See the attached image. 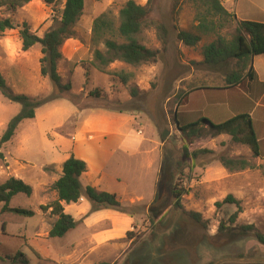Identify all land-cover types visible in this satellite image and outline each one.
Listing matches in <instances>:
<instances>
[{
	"label": "rangeland",
	"instance_id": "obj_1",
	"mask_svg": "<svg viewBox=\"0 0 264 264\" xmlns=\"http://www.w3.org/2000/svg\"><path fill=\"white\" fill-rule=\"evenodd\" d=\"M127 1L87 0L75 35L61 47L58 72L62 83L72 87L64 93L41 74V44L24 50L19 33L27 22L31 32L42 37L54 25L64 0L52 4L31 0L15 10L0 8V18L10 17L15 24L14 29L0 33V72L8 86L32 98L59 95L40 105L34 118L23 119L11 140L0 148V184L15 176L33 188L31 196L15 195L10 206L34 211L32 216L19 215L3 211L0 203V264H213L222 257L264 258V244L254 230L264 234V139L261 156H255L229 134L188 138L177 125V120L182 124L197 120L195 114L189 117L193 120L183 118L192 94L197 100L207 97L212 101L197 109L214 122L250 112L256 108V99L243 107L229 104L232 97L228 93L232 92L225 91L226 74L236 65L203 63V46L216 35L198 30L196 9L188 0H151L149 19L164 24L167 35L146 26L139 38L147 47L161 51L157 62L140 66L112 63L108 70L132 73L127 84L116 75L98 71L92 65L94 51L105 47L92 42L93 21L108 12L119 23V11ZM134 1L145 5L149 0ZM235 1L242 4L240 18L260 19L254 0H222L231 13H235L230 7ZM257 1L259 9H264V0ZM238 20L237 15L230 18L221 35L231 38ZM180 30L200 35L197 45L179 40ZM132 87L138 89L136 96ZM236 89L245 94L244 88ZM96 91L98 96L91 94ZM21 110V103L0 91V138ZM86 117L103 128L98 139L104 150L93 148L89 153L100 160L98 169L117 175L128 195L141 200L129 203L128 196L119 197L126 211L111 209L112 213L94 217L87 216L91 203L82 196L77 203L64 204L65 211L79 221L76 227L62 237H50L55 217L40 205L57 199L53 184L62 174L64 161L85 152L79 127ZM108 130L111 133L106 134ZM165 130L169 133L162 140ZM223 155L243 157L251 167L230 170L220 161ZM81 181L84 186L90 184ZM176 185L183 189L179 205L172 192ZM228 194L241 200V211L232 203L216 205ZM190 211L200 213L205 224L190 216ZM222 223L227 226L224 230ZM248 225L254 229H245Z\"/></svg>",
	"mask_w": 264,
	"mask_h": 264
},
{
	"label": "trees",
	"instance_id": "obj_2",
	"mask_svg": "<svg viewBox=\"0 0 264 264\" xmlns=\"http://www.w3.org/2000/svg\"><path fill=\"white\" fill-rule=\"evenodd\" d=\"M31 0H0V8L5 7L15 10L24 6ZM52 4L58 0H45ZM196 9L197 28L203 34L216 35V39L205 44L202 49L204 56L203 63L210 67L220 65H230L234 62L235 68L226 74L225 89H230L242 84L246 78L254 79L255 70L253 58L264 54V22L255 20L240 19L237 22L235 33L231 38L221 35L220 31L226 27L236 14L231 13L223 5L222 0H188ZM87 0H64V7L58 17L55 18L54 25L45 31L42 37L31 32L27 22H23L19 30L24 50L30 49L36 43L41 44V74L49 77L54 83L59 93L71 90V83H62L58 72V62L62 59L61 47L64 42L75 35V25L84 13ZM152 11L151 0L145 5L138 4L134 0H129L119 11V23H116L110 13L105 12L96 17L93 21L92 42L94 45L103 44L105 49H96L92 65L100 72L116 75L123 84H127L132 73L126 71H110L108 67L114 62H122L132 66L142 64H152L159 60L161 51L147 47L140 41L139 35L146 26H154L159 31L167 35V28L164 24L157 23L149 19ZM15 24L10 17L0 18V33L8 29H14ZM179 40L188 46H196L200 40V35L186 30H180L177 34ZM165 43V42H164ZM166 49V43L164 45ZM86 77L89 71L85 72ZM88 80V78H87ZM0 91L8 99L22 104L21 112L10 122L8 129L0 138V148L2 144L11 140L20 122L26 118H34L36 109L49 100L57 98L59 95H52L45 98H32L23 93H15L6 83L0 72ZM132 95L138 94V89L132 87ZM98 96L96 93H91ZM184 98H187L188 92ZM181 103V101H180ZM177 118H178V113ZM179 129L188 138H201L208 134L212 137L220 134H229L232 140L237 143L247 145L255 156H261V142L257 137L249 112L238 113L224 121L214 122L207 117H200L197 120L180 123ZM188 152L187 148L185 149ZM201 152H205L201 150ZM197 155V152H194ZM3 157V153L0 152ZM220 161L224 167L230 170H240L251 167L250 162L243 157H229L223 155ZM87 170V163L74 155L66 159L62 166L61 176L54 182L53 188L57 192V199L53 202L40 205L44 212L50 210L55 217L50 230V237H62L68 231L74 229L78 220L65 211L64 204L77 203L82 196H86L91 203V209L87 216L102 209H115L121 212L126 211L118 195L114 192L99 190L94 186H84L81 181L82 174ZM180 204L183 189L179 185L172 190ZM23 193L31 196L33 188L20 178L11 176L0 184V203H3V211L13 212L19 215L32 216L34 211L23 207H12V198ZM226 203L236 204L241 211V200L228 194L222 201H217L216 205L221 207ZM199 223L205 224L202 216L198 212L188 213ZM238 213L232 217L235 220ZM227 226L222 223L221 230ZM245 229H254L253 225L244 226ZM255 230L258 240L264 244V234ZM108 264V263H103Z\"/></svg>",
	"mask_w": 264,
	"mask_h": 264
},
{
	"label": "crops",
	"instance_id": "obj_3",
	"mask_svg": "<svg viewBox=\"0 0 264 264\" xmlns=\"http://www.w3.org/2000/svg\"><path fill=\"white\" fill-rule=\"evenodd\" d=\"M253 2L258 10V17H260V19L257 18L255 19V21L264 22V19H261V16L264 18V9H259L260 5L258 4L257 0H254ZM239 4L241 3L237 4V2L235 1L234 5L230 7L234 9L237 17L239 19H242L239 16V10H240L238 8L240 6ZM253 67L256 73L255 78L249 79L246 82H243L242 84L237 86L239 88H244L245 94H241L240 90L236 89L237 87L231 89H225V91L232 92V93H228L232 97V99L229 102L230 105L231 103H233L234 106L243 107L245 103L248 104V101H250V99L252 98L256 99V103L254 104L256 108L252 109L249 113L251 114L252 122L257 137L261 142V139H264V54L255 56L253 58ZM207 100L209 102H212L207 97H204L202 100H197L192 94L189 97L188 103L185 105L186 113L183 116L184 120H193L189 117L193 116L194 114H195L194 119L205 117L203 111L197 108L201 107L202 105H205V102ZM243 112L246 111H242L238 113H243ZM87 119L88 118L86 117L82 121L79 127L82 137V142L85 147V152L81 151L83 154H78L76 156L77 158L83 159L87 163V170L82 174L81 178L84 180L86 179L88 183H90L89 185L94 186L99 190L114 192L118 195V197L123 196L125 198V196H128L127 199L129 200V203L138 202V199H140V197H133L128 195L126 186L122 185L119 182L120 179L117 175L115 176L111 175L107 170L103 168L101 170L98 169L97 163H100V160L99 161L95 160V158L89 153L93 148L95 149L96 152L104 150L103 148L105 146L98 139V135H100L101 133L100 130H102L103 128H98L97 122L94 121V119L92 120H87ZM262 131H263L262 133L263 136L261 137L260 134ZM105 132L106 134L111 133L110 130ZM107 213H112L111 209H102L93 212L90 215L95 217V216H103L106 215Z\"/></svg>",
	"mask_w": 264,
	"mask_h": 264
},
{
	"label": "water",
	"instance_id": "obj_4",
	"mask_svg": "<svg viewBox=\"0 0 264 264\" xmlns=\"http://www.w3.org/2000/svg\"><path fill=\"white\" fill-rule=\"evenodd\" d=\"M175 119H177L176 113H175ZM168 133H169V130H165L161 135V139L165 140ZM225 261H264V258L246 257V256L244 257H222L216 260L213 264H220L221 262H225Z\"/></svg>",
	"mask_w": 264,
	"mask_h": 264
}]
</instances>
